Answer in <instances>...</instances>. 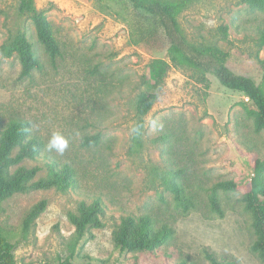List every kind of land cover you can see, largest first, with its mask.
Returning a JSON list of instances; mask_svg holds the SVG:
<instances>
[{"label": "rangeland", "instance_id": "1", "mask_svg": "<svg viewBox=\"0 0 264 264\" xmlns=\"http://www.w3.org/2000/svg\"><path fill=\"white\" fill-rule=\"evenodd\" d=\"M19 0H0V45L25 32L42 63L30 77L20 78L14 54L0 53V118L28 122L30 134L42 142L35 159L17 166H37L36 179L46 164L73 169L74 185L13 194L2 203L0 228L14 246L17 264H57L67 255L74 227L68 213L80 202L100 200L102 226L90 228L77 244L74 264H209L205 248L238 264H262L250 250L255 239L242 194L256 158H264V132H255L245 108L244 94L219 84L209 73L174 65L165 49L147 50L132 42L136 19L126 0H34L50 20L60 55L51 61L35 41L27 13ZM177 15L181 36L196 46H218L226 65L259 84L264 47L259 31L264 11L250 9L242 0H184ZM153 59L168 62L162 79L145 81ZM152 92L156 99L144 117L142 146L131 149L136 121V99ZM69 138L61 155L46 145L53 133ZM99 133L98 144L82 145L83 137ZM14 166L12 169H14ZM177 170L194 207L183 213L163 179ZM234 180V191L219 190V217L209 207V188ZM40 200L44 211L26 233L21 230L26 211ZM150 214L156 226L167 224L173 236L157 254L121 253L112 233L126 215Z\"/></svg>", "mask_w": 264, "mask_h": 264}, {"label": "trees", "instance_id": "2", "mask_svg": "<svg viewBox=\"0 0 264 264\" xmlns=\"http://www.w3.org/2000/svg\"><path fill=\"white\" fill-rule=\"evenodd\" d=\"M136 19L131 38L134 45L147 50L165 49L169 61L174 65H185L199 69L214 76L220 85L237 90L247 98L252 108H245V113L252 118L255 132H264V59L260 60L263 71L259 84L245 75L234 73L226 65L227 54L218 46H196L186 41L180 33L177 15L184 8V0H126ZM250 9L264 11V0H242ZM18 12L27 13L35 30V41L40 44L51 61L60 55L59 43L54 35L50 20L42 10H37L34 0H19ZM259 45L264 47V27L259 31ZM3 57L14 54L20 63V78L30 77L34 70L42 68L41 60L33 43L25 32H18L11 40L0 45ZM168 62L153 59L146 67L145 81H158L166 72ZM156 96L152 92H140L136 99V121L131 136V149L137 151L142 146L144 117L154 104ZM99 133L83 137L82 145L98 144ZM42 149V142L30 134L27 121L11 118L6 124L0 118V212L2 203L15 193L29 190L55 188L65 192L74 185L75 175L67 165L58 167L55 163H47V173L36 179L39 168L17 166L25 159H35ZM16 166L14 169H12ZM179 172L172 170L163 179L164 185L171 193L175 205L183 213L194 207L193 199L186 193L179 180ZM237 184L234 180H221L209 188L208 201L212 212L223 216L219 190L234 191ZM244 209L251 217L255 239L250 250L264 264V158H256L252 166V176L247 189L241 196ZM46 201L40 200L32 205L22 220L21 230L26 233L36 218L44 211ZM101 202L95 199L89 204L80 202L76 213H68V219L74 227L67 244V255L57 264H74L77 244L85 237L90 228L102 226ZM173 236L172 227L167 224L156 226L150 214L126 215L116 225L112 233L114 248L121 253L150 254L157 259H165L166 255L157 254ZM14 246L0 228V264H17L14 259ZM209 264H238L231 257H218L208 248L203 250ZM86 264H91L86 263ZM167 264V263H163ZM171 264V263H169ZM174 264H186L184 261Z\"/></svg>", "mask_w": 264, "mask_h": 264}, {"label": "clouds", "instance_id": "3", "mask_svg": "<svg viewBox=\"0 0 264 264\" xmlns=\"http://www.w3.org/2000/svg\"><path fill=\"white\" fill-rule=\"evenodd\" d=\"M69 146V138L62 133H53L49 139L46 148L49 152L55 151L58 154H63Z\"/></svg>", "mask_w": 264, "mask_h": 264}]
</instances>
